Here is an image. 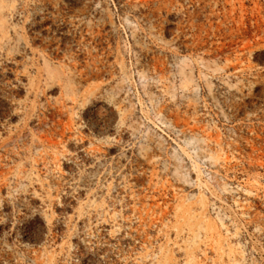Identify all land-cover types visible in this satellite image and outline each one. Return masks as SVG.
Returning <instances> with one entry per match:
<instances>
[{"label": "rangeland", "instance_id": "obj_1", "mask_svg": "<svg viewBox=\"0 0 264 264\" xmlns=\"http://www.w3.org/2000/svg\"><path fill=\"white\" fill-rule=\"evenodd\" d=\"M0 264H264V0H0Z\"/></svg>", "mask_w": 264, "mask_h": 264}]
</instances>
